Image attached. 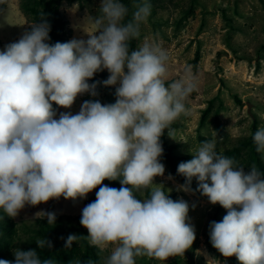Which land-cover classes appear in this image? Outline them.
<instances>
[{
	"label": "clouds",
	"instance_id": "clouds-1",
	"mask_svg": "<svg viewBox=\"0 0 264 264\" xmlns=\"http://www.w3.org/2000/svg\"><path fill=\"white\" fill-rule=\"evenodd\" d=\"M129 13L123 0H101L98 14L87 18L88 39L54 44L42 13L39 23L0 50V209L15 218L25 206L60 197L86 199L99 186L96 199L83 207L80 224L88 230L89 246L109 252L104 264H137L140 257L166 261L183 256L196 239L188 202L173 200L171 190L154 180L165 173L160 138L167 129L176 139L172 125L191 115L185 101L198 82L186 68L166 84L167 50L147 39L131 48L151 4L134 3L130 18ZM105 69L103 85H118L115 103L86 100L77 114L55 118L53 103L71 108L80 95L98 96L100 82L88 81ZM252 139L264 157V126ZM190 152L193 158L177 167L185 177L177 190L198 191L226 209L221 221L209 224L212 246L239 264H264V173L255 164L245 172L216 151L215 139ZM106 179L119 180L121 187L103 184ZM145 191L138 199L136 193ZM45 217L48 225L56 223L54 212ZM81 238L70 234L65 247ZM36 243L41 249L53 246L45 237ZM13 255L0 264H56L35 249L16 248Z\"/></svg>",
	"mask_w": 264,
	"mask_h": 264
},
{
	"label": "rangeland",
	"instance_id": "rangeland-1",
	"mask_svg": "<svg viewBox=\"0 0 264 264\" xmlns=\"http://www.w3.org/2000/svg\"><path fill=\"white\" fill-rule=\"evenodd\" d=\"M22 1L3 0L5 9L3 12L0 11V50H3L6 44L18 41L27 30L29 22L21 10ZM100 2L101 0H82L63 3L62 10L67 14L73 29L70 40L88 39L85 31L91 30V25L87 18L98 14ZM132 3L137 2L133 0ZM154 5L155 8L151 11L147 22L141 27L139 45L147 39L167 50L169 61L166 82L182 77L186 68L191 69L198 82V89L185 101L191 115L181 116L172 125L176 139L169 137L167 129H165L166 137L176 146L175 152L182 157L181 162L193 158L190 149L194 151L200 145L201 135L207 140L215 139L216 151L223 155V152L231 148L239 138L250 134L254 112L259 117V127L264 126L262 119L264 117V55L262 58L258 56V49L264 42V0H159ZM223 9L234 17L235 25L241 28L240 31L233 33L234 47L239 55L253 58L251 61L239 60L227 48L225 44L227 23ZM197 48H200L201 58L196 68L193 60ZM220 51L224 53L218 56L217 52ZM259 58L261 65L256 68V60ZM235 94L243 100V105L236 102ZM218 95L220 98L215 100V106L220 102L223 103L219 117L229 134L224 141H221L216 129L213 114L207 117L203 127L199 124L203 108L211 98ZM100 96L105 104H110L104 94ZM86 100H99V95L92 97L85 93L77 97L71 108L58 106L55 110V118L58 119L62 112L77 114ZM154 183L163 184L166 191L171 190L168 194H176L177 200L183 199L189 204L188 215L196 233L193 242L196 244L193 264H228L229 257H215L205 244L213 215L216 211L226 213V209L219 204H211L208 198L198 191L177 190L182 183L171 173L168 166H165L164 176L155 177ZM96 191L98 190L94 189L90 192L87 198ZM144 194L146 191L142 195ZM86 205L85 199L73 201L60 197L58 200L51 199L37 206H25L14 219L19 223L33 224L46 212H54L56 216L78 215ZM191 248L193 244L188 250ZM108 254V251L102 252L103 263ZM176 260L189 263L184 253L183 256L169 257L166 261L140 257L137 258V264H172Z\"/></svg>",
	"mask_w": 264,
	"mask_h": 264
},
{
	"label": "trees",
	"instance_id": "trees-1",
	"mask_svg": "<svg viewBox=\"0 0 264 264\" xmlns=\"http://www.w3.org/2000/svg\"><path fill=\"white\" fill-rule=\"evenodd\" d=\"M82 0H23L21 2V10L23 14L27 17L29 25L27 30H30L31 23H39L40 16L43 13L44 18L49 22L51 26V30L49 32L50 40L48 41L50 44H54L56 42H68L73 36V29L70 26L69 18L64 10H62V5L64 2L75 3L80 2ZM133 0H123L129 9V18L131 15V10L133 7ZM137 3H142L143 0H134ZM159 0H147L148 3L151 4V11L155 8V3ZM5 9V2L3 0L0 1V11L3 12ZM192 10V8H191ZM190 10V11H191ZM224 19L226 20L227 27V36H226V46L229 50H231L236 58L239 60L246 59L252 60L253 58L246 55H239L238 50L233 45V33L240 31L241 28L235 25V19L231 16L226 9L222 10ZM140 39V38H139ZM139 39L133 40L131 42V48L134 50L139 47ZM224 52H217L218 56H221ZM264 53V42L260 45L258 49V56L263 57ZM201 58L200 48H197L194 57V67L197 68L198 61ZM261 59L256 60V68L260 67ZM109 76V72L105 69L102 71H98L94 74L93 78H91L88 82L95 83L100 82L97 85V91L99 93V101L102 104H105L104 101L101 100V94H104L109 103H115L116 95H115V86H104L103 81L106 80ZM168 82H166L167 84ZM222 83L223 80H222ZM220 98L219 95L211 98L207 106L203 108L201 119H200V127H203L206 123L207 117L211 114L214 115V122L216 129L221 136V141L226 140L229 136L228 132L224 124L222 123L219 113L221 108H223V103L220 102L217 106H215V100ZM236 102L239 105H243V100L235 94L234 96ZM53 108L56 110L58 105L53 103ZM252 125L251 132L247 136H243L237 140V142L231 147L226 149L223 152V155L234 158L240 165L244 167L245 172L250 171V166L255 164L262 173H264V157L262 154L256 152V146L253 142L252 136L255 131L258 130L259 127V117L254 112L252 114ZM162 147L164 149L163 155L160 157L161 163L165 166H168L171 173L175 175V177L182 183H185V177L179 175L177 173V167L182 157H180L176 152V146L171 144L165 134L161 136ZM200 141H205L207 138L204 136L199 137ZM103 184L109 185L110 187L120 188L121 184L119 180H104ZM191 187L193 189L197 188V180L193 178ZM99 190V186L96 188ZM166 191V190H165ZM201 194V193H200ZM138 199H143L147 196H144L141 193H136ZM202 195V194H201ZM170 198L173 200H177L176 194H169ZM96 199V195H91L89 198L85 199L86 204L93 202ZM226 213H221L220 211H216L213 215L212 221H221L223 216ZM81 214L71 215V214H62L56 216V223L54 225H48L46 217L42 219V217L37 218L33 224H29L26 222L19 223L14 218L8 217L4 214L3 210L0 209V259H8L14 260L13 250L16 248H20L21 250H29L35 249L38 254L41 255V258H53L56 261V264H86L88 260L94 261V264H104L102 260V252L95 247L89 246L87 242L88 230L80 224ZM70 234H75L81 236L80 241L73 242L71 248L65 247V242L67 237ZM46 238L52 242V248L45 247L44 249L39 248L36 243V239ZM63 237V239H61ZM205 244L209 248V250L215 255V257H223L217 249H215L210 242V235L207 234L205 239ZM196 250V244L193 243V248L190 250H186L185 253L187 255L188 264H193V254ZM172 264H187L182 262V260H176ZM228 264H239V261L235 256L228 258Z\"/></svg>",
	"mask_w": 264,
	"mask_h": 264
},
{
	"label": "water",
	"instance_id": "water-1",
	"mask_svg": "<svg viewBox=\"0 0 264 264\" xmlns=\"http://www.w3.org/2000/svg\"><path fill=\"white\" fill-rule=\"evenodd\" d=\"M249 105H250V103H249Z\"/></svg>",
	"mask_w": 264,
	"mask_h": 264
}]
</instances>
